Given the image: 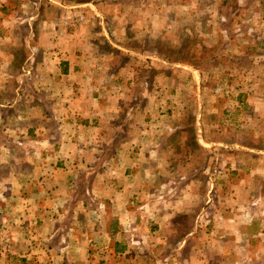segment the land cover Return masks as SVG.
<instances>
[{
	"label": "rangeland",
	"instance_id": "obj_1",
	"mask_svg": "<svg viewBox=\"0 0 264 264\" xmlns=\"http://www.w3.org/2000/svg\"><path fill=\"white\" fill-rule=\"evenodd\" d=\"M0 264H264V0H0Z\"/></svg>",
	"mask_w": 264,
	"mask_h": 264
},
{
	"label": "crops",
	"instance_id": "obj_2",
	"mask_svg": "<svg viewBox=\"0 0 264 264\" xmlns=\"http://www.w3.org/2000/svg\"><path fill=\"white\" fill-rule=\"evenodd\" d=\"M70 70V68H68V71H66V70H64V72L66 71V75H70L72 72L71 71H69ZM64 74V73H63ZM59 96H60V94H58ZM77 96H78V94H77ZM33 126H27L26 128H24L25 129V131H26V134L27 133H30V134H32L33 132L34 133H36V131H33L32 129H34L35 128V126L32 128ZM31 129V130H30ZM42 131H44V128H41L40 129V132H42ZM44 136V135H43Z\"/></svg>",
	"mask_w": 264,
	"mask_h": 264
}]
</instances>
